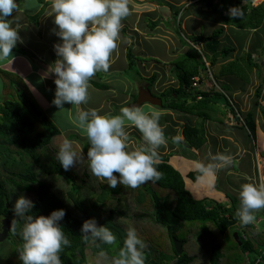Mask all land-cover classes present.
Returning <instances> with one entry per match:
<instances>
[{
  "label": "crops",
  "instance_id": "1",
  "mask_svg": "<svg viewBox=\"0 0 264 264\" xmlns=\"http://www.w3.org/2000/svg\"><path fill=\"white\" fill-rule=\"evenodd\" d=\"M26 1L28 0H18L19 10H14L7 18L13 21L12 26L19 23L22 42H18L13 49V63L0 62V70L7 71L22 82L26 81L32 90L33 85L35 88L37 85L41 86L36 91L46 96L43 97L44 104L53 105L55 76L42 78L49 65L58 59L53 46L60 42L53 33L56 28L54 18L46 16L51 8V0H44L47 5L44 6L38 22L31 18L40 12L43 5L36 0V4L30 2L26 5ZM208 1L159 0L160 3H157L151 0H129L130 15L122 21V37L118 48L112 54L110 67L107 72L96 73L90 80L88 104L77 106V109H95L101 115H114V110L135 106L136 101L133 98L147 84L131 83L123 76L129 71L126 58L129 49L138 59L136 65L145 79L153 74L157 76L152 88H148L154 96L158 97L157 95L169 88H178L176 69L172 65L175 61L168 68L167 60L172 58L170 55L173 56L172 60L176 55L182 56L190 45L193 46L190 37H201L203 41L193 47L203 56L206 71L201 72L200 77L204 80L196 89L219 92L207 80V75L211 74L214 82L224 92L226 104L211 103L210 110L206 111V119L162 110L150 104H142L139 108L145 112L155 110L162 113L160 124L170 142L166 140L167 143L160 147L158 156L166 158L180 173L191 196L197 201L205 198L215 201L213 198L218 197L221 199L215 202L233 208L235 205L239 206L238 193L242 184H264V20L254 28L241 25L243 17L241 22L239 17L226 24L223 17L229 14V8L225 7L219 12ZM212 1L213 7L220 4V0ZM245 1L251 5L254 2L253 8L264 2ZM246 2L243 0L236 7L243 9ZM147 19L153 23L158 22V25L151 30ZM216 31L220 34L212 38ZM147 39H151L152 45L158 50L160 61L164 64L155 62L154 60H159L155 55L154 58L148 55L152 61L147 64L139 59V56L145 55L142 43L146 45ZM225 50L229 52L217 57ZM95 83L102 84L105 88L97 87ZM90 100L99 104H90ZM185 125H190L199 132L193 138V145L200 139L201 146H192L185 141ZM126 131L129 135V150L143 144L142 134L135 126L129 125ZM78 137L83 140L87 136L83 134L82 138ZM217 153L231 155L232 164L202 181L188 178L190 173L197 172L196 162L207 164ZM206 193L209 196H204ZM255 215L256 220L250 225L256 232L264 234V210L256 212ZM238 226V230L236 226L232 230L236 228L240 233L245 226ZM242 239H245L244 235ZM250 257L251 254L246 255L248 262L251 261ZM254 260L259 261L258 256L254 255Z\"/></svg>",
  "mask_w": 264,
  "mask_h": 264
},
{
  "label": "trees",
  "instance_id": "2",
  "mask_svg": "<svg viewBox=\"0 0 264 264\" xmlns=\"http://www.w3.org/2000/svg\"><path fill=\"white\" fill-rule=\"evenodd\" d=\"M36 1L43 7L31 18L34 22H38L44 12V6L47 5L44 0ZM242 1L220 0V4L215 7L212 0L208 2L212 8L221 12L223 8L236 7ZM241 10L243 15L240 22L243 17L241 25L247 28L257 27L264 20V2L255 8L249 2ZM223 18L226 24L236 19L229 14ZM156 25L158 22L148 23L151 30ZM219 34V31L214 32L212 38ZM201 41H203L201 37L190 38L192 45H199ZM193 46L190 45L182 58L174 62L179 85L176 89L169 88L157 95L162 100V106L159 108L206 119L208 117L206 111L210 110V104L215 103V100L223 95L198 91L192 87L193 78L200 77L201 72L206 71L203 56ZM228 52L222 51L217 57ZM126 58L128 72L134 71L138 77L135 67L138 59L132 54L131 49L128 50ZM215 59L216 57L213 61ZM156 77L153 74L147 79L134 78L133 83L139 80L151 89ZM0 79L5 82L3 93L10 97L0 105V220L8 218L15 222L7 240L0 243V264H22L19 260V251L22 250L23 241L17 228V223L21 220L14 217L11 210V195L15 200L21 195L31 199L35 207L29 214L33 216H47L57 209L66 211L60 223L71 241V246L65 247L61 252L62 264H89L90 259L99 263L103 262L102 258L108 264L111 256L118 255L129 227H134L143 240L147 239L148 244L156 247L155 252L147 246L144 249L145 264H194L199 254L187 250L186 247L195 245L203 251L208 249L204 257L205 264H264V234L253 230L251 225L245 226L240 233L232 230L235 225L232 213L238 206L235 205L234 211H231L221 204L213 206L207 200H195L187 191L183 177L162 156H158L157 162V169L162 173V178L136 189L123 185H118L115 189L109 188L106 180L101 181L87 169L82 173L74 172L73 168L65 171L50 148L53 138L60 135L59 129L37 107L18 77L0 70ZM130 79L132 80L131 77ZM95 85L105 88L99 83ZM136 98V96L133 98L134 102ZM30 105L40 113L39 118L31 111ZM37 126L39 130L36 129ZM198 133L190 125L183 128V137L192 146L199 147L202 144L199 139L193 145V138ZM198 175V171L190 173L188 178L195 181ZM89 203L91 210H88ZM227 214L229 216H226ZM90 218H95L99 226L108 227L116 235V242L108 245L94 240L91 236L87 240L83 239L80 229L83 222ZM191 222H210L217 229L221 241L219 242L217 238L212 241L200 234L196 236L193 245L194 241L188 236L181 237L182 253L178 255L172 239H178V233L184 224ZM152 226L165 228L170 245L167 244L168 241L166 244L157 243L156 239L149 236L148 228ZM235 233L238 240L234 237ZM242 235L245 239H242ZM102 252L105 255L102 256ZM248 254L258 256L259 261L248 262L246 258Z\"/></svg>",
  "mask_w": 264,
  "mask_h": 264
},
{
  "label": "clouds",
  "instance_id": "3",
  "mask_svg": "<svg viewBox=\"0 0 264 264\" xmlns=\"http://www.w3.org/2000/svg\"><path fill=\"white\" fill-rule=\"evenodd\" d=\"M14 10H19L18 0H0V62L13 63V49L22 42L19 23L12 26L13 21L7 19ZM129 15V0H51L46 16L54 18L53 33L60 42L53 46L58 59L49 65L42 78L55 76L54 106L63 109L66 103L76 106L88 103L90 80L96 73L108 71L121 38L122 21ZM229 15L239 18L243 12L240 7H232ZM161 115L160 111L145 112L135 106L122 107L119 115H101L95 109H81L78 121L90 142L87 160L92 174L106 180L112 189L118 185L136 189L159 181L162 173L157 169L158 152L167 143L160 124ZM129 125L142 134L143 144L134 150H129L126 131ZM83 158V153H78L67 139L56 154L65 171ZM232 162V156L224 153L213 155L207 164L196 162L197 181L228 168ZM238 195L236 217L243 227L252 224L256 220L255 213L264 209V184L244 183ZM34 207V202L23 195L12 205L14 217L26 220L19 233L23 241L19 260L22 264H62L60 254L65 247L71 246L60 223L66 211L57 209L47 216H33L29 213ZM80 233L85 240L91 236L108 245L117 239L108 227L99 226L95 218L85 220ZM145 248L146 243L137 230L129 227L123 246L111 264H145Z\"/></svg>",
  "mask_w": 264,
  "mask_h": 264
},
{
  "label": "rangeland",
  "instance_id": "4",
  "mask_svg": "<svg viewBox=\"0 0 264 264\" xmlns=\"http://www.w3.org/2000/svg\"><path fill=\"white\" fill-rule=\"evenodd\" d=\"M151 1H154V2L156 1L157 3H160L159 0H151ZM30 2H32V4H36V1L35 0H28V1H26V5H28ZM244 2H246V1L244 0ZM246 4H247V2H246ZM252 6H255V3L254 2L252 4ZM146 22L148 24L150 21L147 19ZM150 35H152V34L150 33ZM120 37H122V36L120 35ZM146 43H147L146 45H144L142 43V45H143V51H144L145 55L144 56H139V59L140 60H143L142 62H146V64H147L148 62H151L152 61V59L150 57L154 58L153 55H155L156 58H158L159 60H154V61L155 62H158V63H161V64H164V63H162L160 61V57L158 56L159 53L157 52L158 50H156V48L152 45L153 42H151V39H147ZM140 49L141 48H139V50ZM136 51H138V48H136ZM170 57H172V58L169 59V60H167L168 63H166V65H168V68L170 67L169 64L172 61H178V59H181L182 58V56L179 57V55H176V58L174 60H172L173 59V56L170 55ZM172 63H173L172 65L174 66V62H172ZM135 67L137 68V71H138V74H139L138 77L145 79V77H143L142 72L139 70V68L137 67L136 64H135ZM261 67H263V66H261ZM123 76L129 82H131V83L133 82V79L134 78H138L137 77V74L134 71L127 72V73L123 74ZM130 77L132 78V80L130 79ZM14 80H16V78H14ZM136 81L137 82H142V81H139V80H136ZM6 83H8V80H6ZM21 83L22 82L20 81V84ZM3 84H5V82L2 81V79H0V105H3L4 102H6L10 98L9 95H6V94L3 93V88H4ZM22 87H24V88L26 87V91L28 92L29 95H31L33 97V99H34L37 107L45 114V116H47L50 119L51 122H53V124L60 131V135L59 136H55L53 138V140H52L51 145H50V148L52 149V151H54L55 156H56V154H57V152L59 150L60 144L65 139H67V140H69V141H71L73 143V148L78 153H83V156H84V158L81 160V162L78 163L76 166L73 167L74 172H77L78 171L79 173L80 172L82 173L83 171H85L87 169L92 174V172L90 170V167H89V162L87 160V151H88V148L90 147V142L88 141L87 137L85 139H83V140H80V138L78 137V136H80L82 138V135L83 134H84V136H86L85 131L79 126L78 113L80 111V108L77 109V106L76 105H71V104H67V103L63 106L64 107L63 109H58L56 106L50 105V104L45 105L44 102H43L44 101L43 100V97L45 98L46 96L43 95L41 92H37L36 91L41 86L37 85V87L35 88V86L33 85L32 86L33 90H32L28 86L27 82L24 81L23 84H22ZM138 92H139V90H138ZM138 92L136 93V96L138 95ZM95 93H93L94 96H95ZM219 94H221L223 96H220L219 98H217L215 100V102L216 103H219V104H222V105L226 104V102H225L226 97H224V94H222V93H219ZM48 97H50V96H48ZM94 103L95 102L93 100H90V104H94ZM97 104H99V103H95L94 105H97ZM229 106H230V104H229ZM74 109H75V111H74ZM110 111H112V110H110ZM113 114L114 115H119L120 114V109L119 110H114L113 111ZM36 129L39 130L38 126L36 127ZM165 139L170 142V140L167 138V136H165ZM139 146H141V145H139ZM101 181H105V180L101 179ZM204 196H209V195L206 193V195H204ZM218 199L220 200L221 198H218V197H214L213 198V200H215V201H217ZM205 200L209 201V203H212L213 206H215L217 204H221V203H217L215 201L208 200L206 198H205ZM15 201H16L15 198H13L12 195H11L10 204L13 205L15 203ZM159 203L161 204V202H159ZM221 205H223V204H221ZM224 206H226V205H224ZM91 208H92L91 207V204L89 203L88 204V210H91ZM228 209L231 210V211L232 210L234 211L233 208H228ZM232 214H233L234 219H235V225L234 226H236L237 227V230H238V228H239V226H238L239 225V221H238V218L236 217V211H234V213H232ZM226 216H229V215L227 214ZM19 219L22 221V222L20 221L19 223H17V228H18V231L20 233L22 231V229H23V225H24L23 223H26V221L24 219H21V218H19ZM148 229H149L148 230L149 231L148 232L149 233V236L151 238L156 239L158 241V242L156 241L157 243L166 244V242L168 241L167 244L170 245V240L166 238V232H165V228L163 226H157V227L152 226V228H148ZM235 230H236V228H235ZM200 234L208 237L212 241H213V239H216V238L219 240V242L221 241V236H219L217 229L214 228V226L210 222H203V223H193V222H191V223H185L184 226H183V228H182V230L179 231V233H178V235H179L178 236V239H176V238H173V239H175V240H177V241L180 242L181 237L188 236V238H190L191 240L194 241L193 242V245H194L195 244V238H196V236H199ZM173 239H172V244H173ZM144 241L146 243V246L149 247L148 249H150L151 251L152 250L154 251V249H156V247H154L153 244H150V243L148 244V240L147 239L144 240ZM14 247L15 246L13 245V248ZM16 248L19 249V247H16ZM186 249L193 251V253L199 254L198 255L199 257L195 261L194 264H205L204 263L205 262L204 261V259H205L204 257L206 256V251L208 252V249L206 251H203L200 248H198L196 245L193 246V247L188 246V247H186ZM15 251H19V250H15ZM112 251H113L112 248H110V252H112ZM112 258H113V256L110 257V260L108 261V264H111ZM101 260L103 262L97 263L96 261L90 259L89 260V264H106L107 263V261H105L104 258H102ZM250 260L251 261L253 260V255L252 254H251Z\"/></svg>",
  "mask_w": 264,
  "mask_h": 264
},
{
  "label": "water",
  "instance_id": "5",
  "mask_svg": "<svg viewBox=\"0 0 264 264\" xmlns=\"http://www.w3.org/2000/svg\"><path fill=\"white\" fill-rule=\"evenodd\" d=\"M142 104H150L153 107H161L162 100L156 96H154L151 91L148 89V86H144L142 89L139 90L137 95L136 103L134 104L135 107H139ZM31 111L34 115L39 118L40 113L35 110L33 106L30 105ZM15 222L8 218H3L0 221V243L7 240L9 234L13 231ZM236 240H238L237 234H234ZM173 245L176 250V253L180 255L182 253V243L173 239Z\"/></svg>",
  "mask_w": 264,
  "mask_h": 264
},
{
  "label": "built area",
  "instance_id": "6",
  "mask_svg": "<svg viewBox=\"0 0 264 264\" xmlns=\"http://www.w3.org/2000/svg\"><path fill=\"white\" fill-rule=\"evenodd\" d=\"M260 64V63H259ZM208 79L207 80H210V82L212 83V84H214V86L216 87V89L220 92V93H222V94H224V92L219 88V86L214 82V80H213V78H212V76L209 74V76L207 77ZM202 82V79H201V77H199V76H197V77H194L193 78V80H192V87L193 88H198L199 87V84ZM198 99H200V97H198ZM264 210V209H263Z\"/></svg>",
  "mask_w": 264,
  "mask_h": 264
},
{
  "label": "bare ground",
  "instance_id": "7",
  "mask_svg": "<svg viewBox=\"0 0 264 264\" xmlns=\"http://www.w3.org/2000/svg\"><path fill=\"white\" fill-rule=\"evenodd\" d=\"M159 98V97H158Z\"/></svg>",
  "mask_w": 264,
  "mask_h": 264
}]
</instances>
